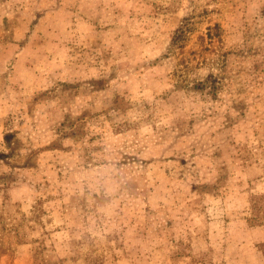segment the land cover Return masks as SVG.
Listing matches in <instances>:
<instances>
[{
    "label": "rangeland",
    "instance_id": "374dc122",
    "mask_svg": "<svg viewBox=\"0 0 264 264\" xmlns=\"http://www.w3.org/2000/svg\"><path fill=\"white\" fill-rule=\"evenodd\" d=\"M260 226L264 0H0V264H237Z\"/></svg>",
    "mask_w": 264,
    "mask_h": 264
},
{
    "label": "crops",
    "instance_id": "0c3cea01",
    "mask_svg": "<svg viewBox=\"0 0 264 264\" xmlns=\"http://www.w3.org/2000/svg\"><path fill=\"white\" fill-rule=\"evenodd\" d=\"M250 240L252 249H237V264H264V226L253 228Z\"/></svg>",
    "mask_w": 264,
    "mask_h": 264
},
{
    "label": "trees",
    "instance_id": "16d2710c",
    "mask_svg": "<svg viewBox=\"0 0 264 264\" xmlns=\"http://www.w3.org/2000/svg\"><path fill=\"white\" fill-rule=\"evenodd\" d=\"M181 31H179V33H180ZM178 33V32H177Z\"/></svg>",
    "mask_w": 264,
    "mask_h": 264
}]
</instances>
